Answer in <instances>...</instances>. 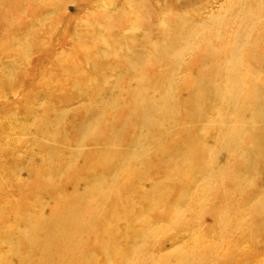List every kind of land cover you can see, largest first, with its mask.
I'll list each match as a JSON object with an SVG mask.
<instances>
[{"label":"rangeland","instance_id":"rangeland-1","mask_svg":"<svg viewBox=\"0 0 264 264\" xmlns=\"http://www.w3.org/2000/svg\"><path fill=\"white\" fill-rule=\"evenodd\" d=\"M257 2L0 0V264H21L20 256L25 254L28 259L22 264L41 262L42 248L27 249L22 233L30 234L35 222L51 218L58 207L70 218L77 212L87 216V205V211L81 210L80 202L66 207L68 200L78 199L76 192L81 186L102 194L95 193L91 199L99 203L93 212L98 220L87 223L85 248L93 251V261L86 264H126L129 257L136 258V264H264V232L254 231L248 210L240 213L251 189L264 191V172H253L251 185L235 193L230 182L213 178L217 164L204 154L221 147L227 151L224 157L230 168L243 167L244 156L232 152L231 145L238 140L239 149H250L260 132L256 119L251 121L253 126L244 124L240 112L253 101L264 104V71L252 64L264 51V21L252 31L249 46L239 51L241 55L233 52L243 12L253 11L249 26L260 19L255 15L264 14V4L260 8ZM8 18L14 19L16 26H8ZM197 32L198 37L193 35ZM27 41L30 45L20 49ZM255 45L259 54L251 55ZM209 46L215 49L214 55L207 53ZM179 49L188 52L178 67L173 56ZM134 55L140 59L136 65L132 63ZM150 79L154 82L147 86ZM202 85L217 88L223 97L213 92L209 100L201 96L198 105L206 114L198 118L192 116L195 108L188 99L190 91L194 96ZM127 88L136 91V102L157 91H172L173 103L181 105L173 120L175 126L170 115L167 130L146 131L149 135L140 137L139 149L147 146L151 152L136 163H121L125 153L108 148L102 157L92 158L94 153L102 155L103 139L99 144L85 139L87 149L73 153L80 136L70 127L71 119L79 115L76 122L88 119L105 130V124L117 114L111 108L114 101L119 100L123 107L119 116L131 114V99L123 91ZM259 90H263L261 98L255 97ZM108 91L113 93L109 96ZM234 95L239 96L237 100H232ZM64 106L69 125L61 128L57 111ZM92 109L93 115L87 117ZM140 128L138 123H129L124 132L126 136L140 134ZM183 128L193 131L191 147V140L181 135ZM175 142L190 159L183 179L175 177L174 168L167 166V196L154 201L143 198L139 191H155V185L165 184L161 178L166 171L154 172L153 167L174 155ZM201 144L203 153L198 152ZM52 149L56 155H48ZM76 158L78 165L72 163ZM108 162L107 168H102ZM190 170L192 175L186 177ZM134 171L147 179L132 188L123 182ZM37 177L51 183H40L44 186H34L37 189L25 196ZM118 183L134 197L135 210L123 211L128 198L124 196L118 213L104 219L113 202L110 198L104 201L103 194L113 193ZM20 215L32 217L27 221ZM109 227L114 229L113 238L100 242ZM36 234L40 242L48 238L46 231ZM116 237L119 242H113ZM135 238L138 243L132 254L124 243ZM13 252L20 256L13 257ZM67 256L57 254L58 259Z\"/></svg>","mask_w":264,"mask_h":264},{"label":"bare ground","instance_id":"bare-ground-1","mask_svg":"<svg viewBox=\"0 0 264 264\" xmlns=\"http://www.w3.org/2000/svg\"><path fill=\"white\" fill-rule=\"evenodd\" d=\"M257 1H258L257 3L260 5V8H263L264 2L262 0H257ZM243 14L244 15L241 17V19L237 23L236 34H238L240 38L237 44L234 45V48H233L234 55L238 53L239 51L241 52V50H244V48L250 42L252 31L256 28V26H258L257 24L262 23L264 21V14L258 13V15H255V17L257 18L260 16V19L255 24L249 26V23L251 22L249 18H252L253 11L246 9L243 12ZM6 23L8 26L14 27L16 26L17 22L12 18H8ZM193 35L197 37L200 36L198 32L196 34L193 33ZM29 45H30V42L28 41L24 42L20 46V49H26ZM214 50L212 46H209L207 53L214 55L216 53ZM128 52L130 51L128 50ZM187 52H188L187 49H179L174 52L173 58L175 59L176 66L179 67L183 64L181 62L184 61V57L186 56ZM263 52L260 55L259 59L255 60V62H252V64L253 65L257 64L264 71V53ZM257 53L259 54L258 46L255 45L251 50V55H255ZM138 60L140 59H136V55H134L132 58V63L136 65V61ZM237 63L232 62V64L234 65H236ZM153 82L154 81L150 79L145 84L149 86V85H152ZM197 88L201 89L200 93L195 92L194 93L195 95L193 96L192 91H190L189 93L190 98L188 99L189 100L188 104L192 108H195V111L193 110L192 116L203 118L206 114V111L202 110L198 105L200 97L203 96L205 100H209L211 96V92L215 94H220V92L217 90V88L213 90L211 89L212 87L207 86V85H202L201 88L200 87H197ZM123 91L126 93L127 95L126 97L131 99L129 103V108L132 109V111L130 112L131 114L127 117L119 116L122 111L121 109L123 107L120 108L121 104L119 103V100L114 101L112 106L111 105L110 106L111 108H113V110L117 114H116V117L112 119L113 121H110L108 124H105L106 126L105 130H100V128L96 126V123L90 122L88 121V119L84 121L76 122V120L79 119V115H75L73 119H71V121L69 122V124H71L70 127L75 128L77 134H79L78 136H80V138L77 140L75 144V147L73 148V153H76L79 151H85L87 149L86 147L87 141L85 139L91 142H95L96 144H99L100 139H103V150H101L102 155L94 153V155H91L92 158L102 157L105 154L104 152L105 148H108L110 150H115L116 153H121V154L125 153V155L120 160L121 163H136V159L137 161H141L151 152V149L147 146L143 150L139 149V146L141 145L140 137L143 139L144 136L149 135L147 134L146 131H151L153 129H160L164 127L167 130L168 123H169L168 117L171 115V117L173 118L171 121L172 123L181 107V105H176L173 103L175 99V94L169 90L168 91L164 90L165 92H160V93L159 91H157V93L151 96H148L147 98L146 96H142L145 99H137V102H136V91L134 89L127 88V89H124ZM110 93H113V92L108 91V95ZM113 95L111 94V96ZM262 96H263V90H259L258 93L255 95V97H260V98ZM220 97L222 98L223 95L220 94ZM238 97H239L238 95H234V98L232 100H237ZM136 109H137V112H136ZM67 112L68 110L66 109V106H64V108H61L59 111H57V116L59 117L58 120L60 122L59 127L61 128H64L65 125H69L67 122H65L66 118L68 117V115H66ZM93 113H94V110L92 109L86 113V116L89 117V115H93ZM240 114H241V120L243 121L244 124L253 126V123H251V121L256 119V122L260 125V132L256 133V135L254 136L255 141H253L252 148L239 149L240 144H238L239 143L238 140H236L231 145V148H233L232 152H235L236 155L244 156V160L242 162L246 163V165L243 167L239 165L238 167L230 168L229 165L231 163H229V160L226 161L224 157L227 151H223V148L221 147H218L217 149H212L208 153H204L211 163L217 164L216 169L213 170V178L222 179L223 181L227 180L228 182H230V184L233 185L232 191L235 193H242L244 190L243 188L249 187L251 185L252 178H255V175H256V173L254 174L253 172L255 171L264 172V104L260 101H253L252 103H248L247 107H245L243 109V112H240ZM136 115H139V116L136 117ZM129 123H134V124L138 123L141 126L140 128L141 133L139 134L140 132L139 131L138 133H134L130 136H126L124 132L125 130L124 126ZM118 124L122 125V127L119 128ZM42 126L46 129L48 125L47 123H44ZM173 126H175L174 122H173ZM184 129L186 128L181 129L182 131L181 135L183 136V138H189L191 140V142H189V145H190L189 147H191L193 145V142H192L193 131L191 130L185 131ZM108 130H111L109 134V138L104 140V137L107 134ZM43 141L45 142L46 140H43ZM173 144H174L173 145L174 155L173 156L169 155V157L166 156V159L164 161H160L157 165H154L153 170L154 172L155 171L165 172L167 166H170V167H173L175 170L174 176L177 178L183 179L184 172H185V165L187 162L190 161V159L186 155L182 154L180 143L178 145H177V142ZM223 144H227V143L224 142ZM221 145L222 143L220 144V146ZM211 148H212V145L208 147L207 149H211ZM199 149L201 150L198 152L203 153L202 144L201 146H199ZM47 153L48 155L57 154V152L55 153V150L53 151V149L51 150V152L48 151ZM80 159L81 158H79V160ZM88 160L90 161L91 159L88 158ZM146 160H144V162ZM77 161L78 160L76 158L75 160L72 161V163L74 162L75 165H78ZM114 162L115 164L120 163L119 160H115ZM108 164L109 162L101 166L102 168L106 169ZM53 165L54 164H52V166L50 167H53ZM59 167H62V166H59ZM208 168L209 167H206V170H209ZM165 173L166 174H163L161 178V180L164 181L165 183L163 186H160L158 183L157 185H155L156 186L155 191L151 190L150 192H146V189H143L139 191L140 195L143 198L149 197V199L152 201L156 199H160L159 197L167 196L166 190H167V182H168L167 181L168 172L166 171ZM140 175L139 174L136 175V172L134 175H131V174L126 175V179L123 183H128L130 184L132 188H134L136 187V183L138 185L139 183H142L144 182L145 179H147L146 176H143L144 174L140 173ZM185 175L186 177H190L192 175L191 170L186 172ZM77 176H79L78 172H77ZM40 183H51V181H44L41 178L37 177L32 183L36 185L31 186V191L25 194V196L26 195L29 196L33 190L35 191L37 189V187H34V186H38V187L44 186ZM256 189L257 188L251 189L250 191L251 194H247L248 199L243 202L244 205L241 207L240 213L244 215L249 211L251 215L249 220L253 223V227L255 229L254 231L258 233H263L264 232V195H263L264 191L256 190ZM112 192L113 193L107 192V194H103V200L106 201L110 198L113 202L112 204L113 207L110 210L111 213L106 216H103L102 218L108 219L112 217L114 214H117L118 212L116 211H118L117 210L118 205L123 201L124 196H127L128 198H127V205L123 211H134L135 210L134 197L130 193H125L122 190L120 183H118V186L117 184L115 185ZM95 193L98 196L102 195L100 194V191L92 190L90 193L89 190L85 189L84 186H81L80 189H78V191L76 192L78 199L70 197L71 199H75V201L74 200L67 201L70 203L66 207H69L70 204L72 205L74 203L80 202L82 204L80 205L82 211H87L85 209L86 205L89 206L88 210L90 212L87 216H84L82 212H81L82 215L80 212H77L76 213L77 215H74L73 217L70 218L68 215H65V213L61 214L60 209L58 207V209L56 210V212L51 218L46 217L44 218L43 221L35 222L33 231L30 234L27 232L22 233L21 240L26 242L25 246L27 249L29 250L32 249L34 251V249H39V246H40L42 248L43 254L45 255L44 256L42 254L41 262H35L33 264H69V263L70 264H86V263H89L90 261H93L91 259L93 257L92 256L93 251H91V249L85 248L84 236L86 235V227L88 226L87 223H91V222L95 223L98 220L93 215V212L94 210L97 211L96 208H98L99 203L93 202L91 200L93 199V196ZM257 196L258 198L254 199ZM252 198L254 199V202ZM256 200L258 201L256 202ZM158 203L159 201L156 202L155 204L158 205ZM30 217L32 216L31 215L30 216L20 215V218L22 220L26 218V220L28 221L27 218H30ZM78 219H82V220H78ZM218 222H222V220L219 219ZM108 224H109V220L106 221V225ZM30 225L32 226L33 223L31 222ZM231 227H233V224H231ZM40 231H46V233L48 234V238L42 242L38 241L37 239L38 234H36V233H39ZM104 234H105L104 240L100 239V242L110 241L114 236V229L112 227H109L104 232ZM79 235L80 237L78 238ZM115 241L119 242V238L117 237L114 238L113 242ZM136 243H138V241H136V238H135L133 240L131 239L127 240L124 243V245L129 246L133 254L134 252H136ZM61 253H66L68 254V256L59 257L58 259L57 254L60 255ZM12 256L18 257L20 256V253L13 252ZM20 257L23 258L22 259L23 261L28 259L26 254ZM22 260H21V264H22ZM126 264H136V258L134 259V258L129 257V260L127 261Z\"/></svg>","mask_w":264,"mask_h":264}]
</instances>
